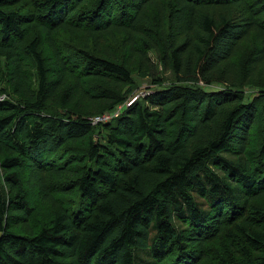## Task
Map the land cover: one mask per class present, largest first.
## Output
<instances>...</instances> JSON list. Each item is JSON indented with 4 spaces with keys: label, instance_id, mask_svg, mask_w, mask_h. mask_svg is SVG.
Here are the masks:
<instances>
[{
    "label": "trees",
    "instance_id": "trees-1",
    "mask_svg": "<svg viewBox=\"0 0 264 264\" xmlns=\"http://www.w3.org/2000/svg\"><path fill=\"white\" fill-rule=\"evenodd\" d=\"M262 78L264 0H0V264H264Z\"/></svg>",
    "mask_w": 264,
    "mask_h": 264
},
{
    "label": "rangeland",
    "instance_id": "rangeland-1",
    "mask_svg": "<svg viewBox=\"0 0 264 264\" xmlns=\"http://www.w3.org/2000/svg\"><path fill=\"white\" fill-rule=\"evenodd\" d=\"M62 40L64 41V42H68L67 41V37L66 36H62ZM109 47V49L110 50H113L114 51V53H118V51L116 50V48H117V45H115V46H113V44H111V45H109L108 46ZM45 49V48H44ZM46 53V52H45ZM120 53V52H119ZM100 54V53H99ZM150 54V58L152 59V60H154V61H156V57H155V55L153 54V53H149ZM245 56V54H243L242 56H241V59L243 58ZM161 77H162V79H163V83H165L166 85H171L172 84V78H170V76H169V73L167 72V73H162L161 74ZM134 79H135V84H136V88L135 89H138V90H136L135 92H140V91H143L144 92V90H145V88H147L148 86H150L149 84H148V81H150V79L149 78H145V79H140V78H138L137 76H134ZM261 82V83H264V78H262V79H256V82ZM150 83V82H149ZM93 85H98V82H93ZM134 92V93H135ZM252 91L251 90H246V93L247 94H250ZM96 113V112H95ZM94 114V113H93ZM99 115V114H98ZM97 115H95V116H92V117H96ZM92 117H90V118H92ZM89 118V119H90ZM260 137H261V134H259L258 136H257V138H259L260 139ZM95 140H98V138L96 137L95 138ZM99 140L101 141L102 139H100L99 138ZM259 142V141H258ZM260 144V143H259ZM255 146H257L256 144H255ZM258 147V146H257ZM0 179H1V175H0ZM31 194V193H30ZM31 198L32 199H35V198H33V196H32V194H31ZM262 201H264V199L262 200ZM260 203V202H259ZM37 211H35L34 213H36ZM44 215H42L41 217H39V215L38 216H36V221H37V223H39V222H42L43 220H44V218L45 217H48V214L45 212V213H43ZM44 222V221H43Z\"/></svg>",
    "mask_w": 264,
    "mask_h": 264
},
{
    "label": "built area",
    "instance_id": "built-area-1",
    "mask_svg": "<svg viewBox=\"0 0 264 264\" xmlns=\"http://www.w3.org/2000/svg\"><path fill=\"white\" fill-rule=\"evenodd\" d=\"M152 90H148L145 88L144 92H135L133 95L130 96L127 100V106L133 103L135 100H138L140 98H144L146 96H149L152 94ZM3 97H0V100H2ZM120 116V109L119 108H114L113 110L109 112H105L102 115H97L96 117H92L89 120L90 125L92 126H98V125H103L111 122L112 120L118 118Z\"/></svg>",
    "mask_w": 264,
    "mask_h": 264
},
{
    "label": "bare ground",
    "instance_id": "bare-ground-1",
    "mask_svg": "<svg viewBox=\"0 0 264 264\" xmlns=\"http://www.w3.org/2000/svg\"><path fill=\"white\" fill-rule=\"evenodd\" d=\"M153 91V89H151ZM154 93V91H153ZM137 100H135L133 103H131L130 105L127 106V100L119 105L116 106V108H119L120 109V115L123 113L124 110H126L127 108H129L130 106H132ZM114 109V108H113ZM105 113V112H103ZM103 113L99 114V115H102Z\"/></svg>",
    "mask_w": 264,
    "mask_h": 264
}]
</instances>
